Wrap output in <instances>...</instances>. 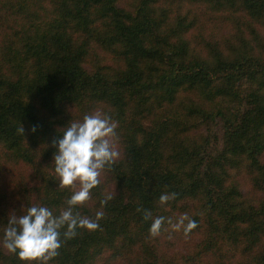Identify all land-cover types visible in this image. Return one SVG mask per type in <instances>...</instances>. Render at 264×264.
Here are the masks:
<instances>
[{
  "label": "trees",
  "instance_id": "trees-1",
  "mask_svg": "<svg viewBox=\"0 0 264 264\" xmlns=\"http://www.w3.org/2000/svg\"><path fill=\"white\" fill-rule=\"evenodd\" d=\"M94 110L119 157L76 211L112 198L48 264H264V0H0V237L65 206L52 141ZM144 210L197 227L152 235Z\"/></svg>",
  "mask_w": 264,
  "mask_h": 264
},
{
  "label": "clouds",
  "instance_id": "clouds-1",
  "mask_svg": "<svg viewBox=\"0 0 264 264\" xmlns=\"http://www.w3.org/2000/svg\"><path fill=\"white\" fill-rule=\"evenodd\" d=\"M117 126L118 122L107 112L94 110L61 128L62 133L52 141L55 152L51 165L58 187L71 189L65 206L56 212L40 203L31 204L26 210L21 206V214L13 211L8 215L0 246L29 264H48L58 255L63 241L75 237L78 229L94 231L100 227L103 207L111 195L100 201L95 218L80 215L76 208L90 199L91 190L100 183L101 173L119 157ZM18 131L24 135L25 129L21 125ZM30 131L35 132L36 126ZM175 196L174 192H163L159 204L165 206ZM144 219H151L152 235H158L164 224L173 231L182 229L185 235L197 227L186 213L173 220L164 216L153 218L150 211L144 210Z\"/></svg>",
  "mask_w": 264,
  "mask_h": 264
},
{
  "label": "rangeland",
  "instance_id": "rangeland-1",
  "mask_svg": "<svg viewBox=\"0 0 264 264\" xmlns=\"http://www.w3.org/2000/svg\"><path fill=\"white\" fill-rule=\"evenodd\" d=\"M218 132V131H217ZM218 136H219V138H220V132H218Z\"/></svg>",
  "mask_w": 264,
  "mask_h": 264
}]
</instances>
